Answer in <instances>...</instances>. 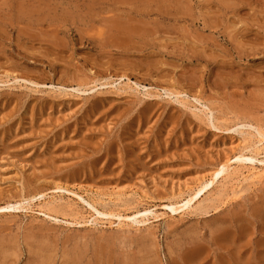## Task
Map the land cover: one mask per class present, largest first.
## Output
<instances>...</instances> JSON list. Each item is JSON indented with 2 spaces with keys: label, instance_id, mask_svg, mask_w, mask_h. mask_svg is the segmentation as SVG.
I'll return each instance as SVG.
<instances>
[{
  "label": "rangeland",
  "instance_id": "374dc122",
  "mask_svg": "<svg viewBox=\"0 0 264 264\" xmlns=\"http://www.w3.org/2000/svg\"><path fill=\"white\" fill-rule=\"evenodd\" d=\"M258 131L264 0H0V264H264Z\"/></svg>",
  "mask_w": 264,
  "mask_h": 264
},
{
  "label": "bare ground",
  "instance_id": "6f19581e",
  "mask_svg": "<svg viewBox=\"0 0 264 264\" xmlns=\"http://www.w3.org/2000/svg\"><path fill=\"white\" fill-rule=\"evenodd\" d=\"M258 137L260 138V140L257 141L258 143H260L261 141H264V133H262L261 131H258ZM245 161H251V158H244L242 155H239V157L236 158V162H238V163L239 162H245ZM262 163L264 164V161ZM230 168H231V165H222L212 175L211 182H209L208 184H206V185L202 186L200 189H198V191L193 194L194 196L190 197V199H188L187 201H185L182 204L181 207H176L174 205H169V206H165V208L167 210H169L172 214H175L177 211L183 209L184 207H189L193 203V201L201 194V192H202V190L204 188H206L209 185H211L213 183V180L217 179L220 175H222L223 173L228 172V170ZM263 175H264V168H262L256 174L255 173H251L249 176H247L246 178H244V181H250V182H254L255 181L256 182L259 179H261ZM58 190H59V188H58ZM22 208L23 207L21 206V204H19V205L7 204V205H5V206H3V207L0 208V212L7 213V212H12V211H20V210H22ZM28 209H30V208H28ZM93 210H95V209H93ZM95 212H96V214L100 218H101V216L104 217V218H107L108 224H109L110 227H112L115 224V222L112 221L111 219H115L117 221L116 226L118 228H122L123 226H126V227H134V225H142V224H145L147 221H149V219H150L149 216H151L153 219H157V215L151 209H144L142 211H137L135 213V215H133L131 217L130 216H122L120 214H117V215L116 214H111V213L104 214V213L98 212L97 210H95ZM38 214L39 215H42L44 217H47L49 219H52V216H50L46 211L39 210L38 211ZM98 216H96V217H98ZM138 216L139 217L141 216V218L139 220H137Z\"/></svg>",
  "mask_w": 264,
  "mask_h": 264
}]
</instances>
